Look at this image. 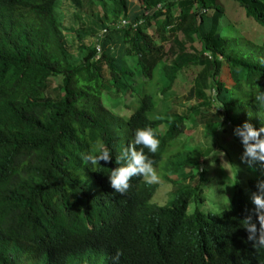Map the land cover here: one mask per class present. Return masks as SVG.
Here are the masks:
<instances>
[{"label": "trees", "instance_id": "1", "mask_svg": "<svg viewBox=\"0 0 264 264\" xmlns=\"http://www.w3.org/2000/svg\"><path fill=\"white\" fill-rule=\"evenodd\" d=\"M66 1L0 0V264H264L240 224L255 219L251 195L201 209V165L221 136L264 127V0H140L132 15L131 0ZM145 126L159 140L143 149L153 168L166 159L178 178L134 176L116 193L108 174ZM97 145L112 157L93 167L82 157ZM241 155L252 193L264 167Z\"/></svg>", "mask_w": 264, "mask_h": 264}, {"label": "clouds", "instance_id": "2", "mask_svg": "<svg viewBox=\"0 0 264 264\" xmlns=\"http://www.w3.org/2000/svg\"><path fill=\"white\" fill-rule=\"evenodd\" d=\"M259 105L264 107V91H259L254 96ZM232 134L238 138L242 146V161L249 165L259 164L264 167V127L256 128L248 121L242 122L233 128ZM159 145L157 133L148 126L134 130L133 140L128 147L122 150L116 157L117 167L108 174L110 187L114 192L123 194L129 187V180L134 176L154 178L153 161L146 156L155 153ZM135 146H141V150H135ZM112 153L103 145H97L92 152L82 158L88 165L97 166L100 162L108 163ZM254 206V215H249L240 221L241 227L247 233V239L252 245L264 248V179L256 182L255 191L250 197Z\"/></svg>", "mask_w": 264, "mask_h": 264}, {"label": "rangeland", "instance_id": "3", "mask_svg": "<svg viewBox=\"0 0 264 264\" xmlns=\"http://www.w3.org/2000/svg\"><path fill=\"white\" fill-rule=\"evenodd\" d=\"M131 2L133 3L134 7L132 10H130L131 11L130 15L134 14L135 12L137 13L139 6L141 4L140 0H131ZM66 7H67V1L65 0L62 6V11L66 12ZM150 31L153 32V29H150ZM252 31L254 34L259 33L256 29H253ZM194 46L199 48L200 43L197 41L194 44ZM52 80H53L52 81L53 86H56V84H58L61 81V78H54ZM192 83H193V76L187 75L185 79H179L177 86L173 90L174 96L182 97L189 90ZM151 85L152 86L149 89V91L152 94H156V92L158 91L157 77L154 79ZM170 100H173V98H170ZM185 135L194 137V139L192 138V140H194V143L201 142V140L202 142L204 141V138H202L201 136L202 134L200 131H193V129H189L187 130ZM235 147L236 144H234L233 134L231 130H228V132L225 135L221 136V140L215 144V151L211 152L212 153L211 156L213 157L211 159L209 158L206 159L207 161L205 160V163L201 165L202 167H204L205 170H207L206 177L209 178L208 186L207 183L206 185L204 184L205 194H204V201L201 205V209L205 213L208 210H211L212 212H217L223 209L224 207L228 206V201L234 195V192L242 191L245 194L247 193L248 194V195L246 194L247 196H250L252 194L251 189L248 186V181L245 178L244 179L241 178L243 172H241L239 168L241 167L242 163L240 161V157L238 156V154L241 155V152L239 147H236V150ZM235 151H237L238 153H236ZM163 167L164 168L166 167V159H164L158 165L157 168H154V170H158L157 172H155L154 178H149V177H145V178L154 181L158 180V182L162 180L160 174H162L163 177L169 176L173 179L178 178V176L167 175ZM236 181L238 183H236ZM171 183H172L171 181H167V180H164L163 182L160 183L159 189L153 198V201H155V203L158 204L167 203V201L170 198L169 193L173 189ZM220 187H222L221 191L219 190ZM193 210H194V203H192L189 208L190 212H192Z\"/></svg>", "mask_w": 264, "mask_h": 264}, {"label": "built area", "instance_id": "4", "mask_svg": "<svg viewBox=\"0 0 264 264\" xmlns=\"http://www.w3.org/2000/svg\"><path fill=\"white\" fill-rule=\"evenodd\" d=\"M122 23L123 24H127L128 23V20H126V19H124V20H122ZM135 26V25H134ZM101 48H100V46H98V50H100Z\"/></svg>", "mask_w": 264, "mask_h": 264}]
</instances>
